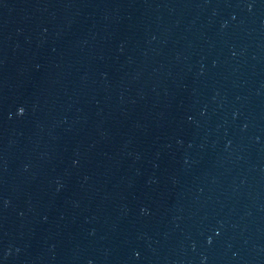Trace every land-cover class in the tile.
Segmentation results:
<instances>
[{
	"label": "water",
	"instance_id": "obj_1",
	"mask_svg": "<svg viewBox=\"0 0 264 264\" xmlns=\"http://www.w3.org/2000/svg\"><path fill=\"white\" fill-rule=\"evenodd\" d=\"M0 264H264V0H0Z\"/></svg>",
	"mask_w": 264,
	"mask_h": 264
}]
</instances>
